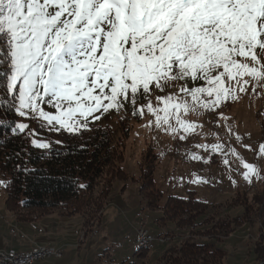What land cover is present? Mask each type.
<instances>
[{
  "label": "snow or ice",
  "instance_id": "1",
  "mask_svg": "<svg viewBox=\"0 0 264 264\" xmlns=\"http://www.w3.org/2000/svg\"><path fill=\"white\" fill-rule=\"evenodd\" d=\"M0 56L5 114L76 135L127 105L133 115L146 108L154 117L149 126L185 140L200 126L188 113L215 110L249 87L264 92V0H0ZM168 89L174 91L153 104V95ZM141 97L147 103L137 106ZM0 125L44 154L52 150L28 122L0 119ZM196 147L220 153L229 165L223 145ZM259 150L264 154V144ZM243 167L248 182L260 174L255 164ZM201 181L207 182H194Z\"/></svg>",
  "mask_w": 264,
  "mask_h": 264
},
{
  "label": "rangeland",
  "instance_id": "2",
  "mask_svg": "<svg viewBox=\"0 0 264 264\" xmlns=\"http://www.w3.org/2000/svg\"><path fill=\"white\" fill-rule=\"evenodd\" d=\"M168 91L174 89L157 91L153 104L157 103L155 96L167 95ZM237 95L238 99L228 100L215 110L188 113L186 119L200 126L185 140L179 139L183 133L174 136L154 124L149 126L154 117L146 108L142 116L133 115L126 105L119 112L110 111L91 122L90 126L109 125L116 130L122 123L127 128L121 165L131 178L114 180L101 217L97 214L94 221L80 213L67 216L60 211H12L6 203V187L0 186V248L25 251L31 244H52L63 252V258L51 256L35 264H157L168 248L180 250L183 238L196 235L202 241H211L210 233L217 237L211 222L228 221L231 234L215 239L225 251L217 257L219 264H264V154L259 150L264 144V92H253L249 87L246 93ZM146 103L141 97L137 106ZM46 110L52 109L46 106ZM17 120L30 123L33 129L37 123L20 117ZM217 143L228 152L229 165L223 164L220 153L196 147ZM230 149H235V154ZM192 153L209 162L193 160ZM244 163L258 166L260 174L251 182L244 178ZM146 169H153L154 187L161 194L155 206L148 205V199L139 191L138 179ZM197 177L207 182H194ZM0 180H5L1 174ZM190 191L213 204L197 217L204 223H196L194 232L190 225H179L178 216L167 215L164 206L170 196L187 197ZM142 227L157 238L148 248L137 243V231Z\"/></svg>",
  "mask_w": 264,
  "mask_h": 264
},
{
  "label": "trees",
  "instance_id": "3",
  "mask_svg": "<svg viewBox=\"0 0 264 264\" xmlns=\"http://www.w3.org/2000/svg\"><path fill=\"white\" fill-rule=\"evenodd\" d=\"M0 119L17 120L18 116L11 110L5 114L0 105ZM119 124L121 127L116 129L118 133L109 125L97 124L91 125V130H85L82 134L70 135L66 132H49L35 123L37 136L52 142V150L47 154H44L46 150L32 146L30 139H22L23 134L14 136L10 126L0 125V174L5 180L12 181L6 187V203L10 210L23 209L40 214L60 211L67 216L80 213L86 214L88 221V216L93 217L91 221H94L98 214L100 219L114 180L131 178L121 165L125 158L124 139L127 134L124 131L127 128ZM55 141L63 143L56 144ZM13 152H19L20 156H12ZM17 164L39 171L25 173L16 170ZM153 174V169L143 170L138 181L141 195L148 199V205L155 206L161 194L154 187ZM81 184L84 187H80ZM261 188L264 192V184ZM211 205L190 191L187 197L170 196L164 206L167 215L172 218L178 216L177 223L190 225L191 232H194L196 223L199 226L204 223L197 217L203 215ZM229 224L228 221L211 222L210 227L216 230L217 237L210 233L212 240L205 242L196 235L187 236L182 239L180 250L168 248L157 264H219V258L225 251L215 239L231 234Z\"/></svg>",
  "mask_w": 264,
  "mask_h": 264
},
{
  "label": "built area",
  "instance_id": "4",
  "mask_svg": "<svg viewBox=\"0 0 264 264\" xmlns=\"http://www.w3.org/2000/svg\"><path fill=\"white\" fill-rule=\"evenodd\" d=\"M137 243L140 246H146L148 242H153L157 239L148 229L139 228L137 231ZM63 252L58 250L53 245H46V247H36L35 251L21 252L15 251L11 248V255H2L0 259L4 262H11L15 264H32L35 257L48 258L51 256L61 255Z\"/></svg>",
  "mask_w": 264,
  "mask_h": 264
},
{
  "label": "bare ground",
  "instance_id": "5",
  "mask_svg": "<svg viewBox=\"0 0 264 264\" xmlns=\"http://www.w3.org/2000/svg\"><path fill=\"white\" fill-rule=\"evenodd\" d=\"M152 242H148L145 246V248H148L150 245H151ZM36 247H46V245H35L33 246L32 248H30L29 250L27 251H21V252H29V251H35ZM141 247H144V246H141ZM15 251H18L15 249ZM0 253L2 255H11V248H8V249H1L0 248ZM63 256V253L61 255H57L56 257L60 258ZM42 259H45V258H42V257H35L34 260L32 261V264H35L37 261H40ZM0 264H15V263H11V262H4L2 261V259H0Z\"/></svg>",
  "mask_w": 264,
  "mask_h": 264
},
{
  "label": "crops",
  "instance_id": "6",
  "mask_svg": "<svg viewBox=\"0 0 264 264\" xmlns=\"http://www.w3.org/2000/svg\"><path fill=\"white\" fill-rule=\"evenodd\" d=\"M73 217V216H72ZM50 218V216H48V219ZM34 245H36V244H31V245H29V247L28 248H26L25 249V251H27V250H29L30 248H32V246H34ZM50 245H52V244H50ZM1 246V245H0ZM54 246V245H53ZM1 247H3V246H1ZM4 248H6V245L4 246ZM61 251V250H60ZM63 258V257H62Z\"/></svg>",
  "mask_w": 264,
  "mask_h": 264
}]
</instances>
